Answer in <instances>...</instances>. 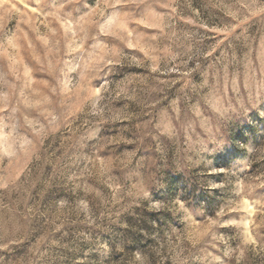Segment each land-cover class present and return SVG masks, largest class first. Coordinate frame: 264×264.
I'll return each instance as SVG.
<instances>
[{
  "label": "rangeland",
  "instance_id": "obj_1",
  "mask_svg": "<svg viewBox=\"0 0 264 264\" xmlns=\"http://www.w3.org/2000/svg\"><path fill=\"white\" fill-rule=\"evenodd\" d=\"M0 264H264V0H0Z\"/></svg>",
  "mask_w": 264,
  "mask_h": 264
}]
</instances>
